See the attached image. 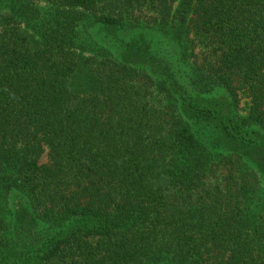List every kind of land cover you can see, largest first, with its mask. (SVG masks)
I'll use <instances>...</instances> for the list:
<instances>
[{"label": "trees", "instance_id": "trees-1", "mask_svg": "<svg viewBox=\"0 0 264 264\" xmlns=\"http://www.w3.org/2000/svg\"><path fill=\"white\" fill-rule=\"evenodd\" d=\"M38 1L0 0V264H264V156L226 146L264 131V0Z\"/></svg>", "mask_w": 264, "mask_h": 264}, {"label": "rangeland", "instance_id": "rangeland-1", "mask_svg": "<svg viewBox=\"0 0 264 264\" xmlns=\"http://www.w3.org/2000/svg\"><path fill=\"white\" fill-rule=\"evenodd\" d=\"M39 4H44L41 0ZM94 35L99 38L110 39L112 47L117 51L119 55L124 56L129 61H142V57L145 59L150 55L149 51H154L155 48H162L165 42L164 36L152 30L151 28L133 29L123 31L116 27H105L102 25H96L93 28ZM249 98L247 95H241L240 101H238L237 112L240 115H246L248 109ZM226 112L229 114L228 109ZM210 130L216 129V124L210 122L208 124ZM208 131V134L210 132ZM248 137H252L255 142L245 146L240 138L230 140L226 143V146H232L233 150H239L245 153L249 159L258 162L261 156H264V131L256 129V132L250 133ZM223 142V141H222ZM41 162H47V151L42 154Z\"/></svg>", "mask_w": 264, "mask_h": 264}]
</instances>
